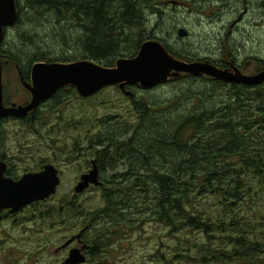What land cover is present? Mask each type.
Returning a JSON list of instances; mask_svg holds the SVG:
<instances>
[{"label": "trees", "instance_id": "trees-1", "mask_svg": "<svg viewBox=\"0 0 264 264\" xmlns=\"http://www.w3.org/2000/svg\"><path fill=\"white\" fill-rule=\"evenodd\" d=\"M17 5L16 25H25L26 13L27 23L36 24V29L47 27V36L66 53L80 51L84 58L108 66L120 56L135 57L158 32V21L153 23L150 16H163L161 0H17ZM34 31L19 29L20 44L9 42V48L4 40L3 63L18 64L30 73L36 62L56 61L51 51L36 43L39 34ZM33 47L34 51L28 50ZM174 55L192 61L190 56ZM24 62L28 64L22 66ZM263 69L264 65L259 70ZM182 76L192 83L204 78L213 87L180 91L174 105L163 99L137 98L134 93L127 96L136 112L134 121L108 115L96 130L85 132L81 142L77 138L78 146L89 143L86 151L91 150L97 160L104 204L88 212L76 195L61 201L53 212L67 221L85 217L82 227L89 228L83 238L92 245L87 252L92 262L111 257L116 241L147 222L161 225L181 240L170 258L157 251L169 264H246L256 257L247 248L264 240V83L247 86L207 75ZM70 90L78 95L74 87ZM6 98L9 105L11 99ZM74 124L79 126L71 123V127ZM122 165L125 171L105 177L107 170L115 172ZM206 198L219 207L217 216L197 207Z\"/></svg>", "mask_w": 264, "mask_h": 264}, {"label": "rangeland", "instance_id": "rangeland-1", "mask_svg": "<svg viewBox=\"0 0 264 264\" xmlns=\"http://www.w3.org/2000/svg\"><path fill=\"white\" fill-rule=\"evenodd\" d=\"M183 1L185 4H174L169 0H161L163 16H150L153 23L158 21L159 28L158 32L154 34V38L149 40H161L169 47L173 55L190 56L192 57L191 62L212 61V59L222 62L234 60L237 57L241 64L251 61L249 67L243 70L244 74L253 75L263 68L264 20H256L252 16L254 13L251 12L243 22L230 21L237 16V10L243 8L241 3L237 4L234 0H227V2L224 0ZM221 14H225L222 21L219 19ZM25 15L26 13L23 14L22 19L25 25H15L7 30L5 43H7L8 48L10 47L9 42L16 45L20 44L18 30L22 28L38 32L39 38L36 43L40 44L41 49L51 51L55 62H59L57 59L64 56L73 58L72 62L84 59V54L80 51L66 53L63 47L58 46L57 43L50 40L51 37L47 36L48 34L45 32L47 27L40 28L37 25L36 29V24L27 23ZM180 28H186L189 31L188 37L180 38L178 36ZM230 30L233 33H229ZM28 50L34 51L35 47ZM14 52L18 54L15 49ZM123 57H118L113 66H108L106 62L93 61L105 67H115L117 60ZM3 69L6 99L9 98L11 101H21L22 98L28 100L30 93L22 85L17 69L7 65V63H3ZM182 75L179 79L171 78L166 83L150 90L139 85L133 86L130 90L136 94L137 98L163 99L173 103L180 91L185 92L189 88L196 91L197 89L204 90L207 87H213L211 83L208 84L210 81L204 78L192 83L184 80ZM182 104L176 106L180 107ZM108 115H117L116 117L128 119L130 122L136 118L132 102L118 86L109 87L104 92H100L87 100L80 99L70 89H66L56 101H51L41 108L38 117L42 119L39 122L35 123L33 119L28 122L32 125L37 124L36 128L31 129L27 126L28 124L18 120L2 123L0 155L12 159L15 174L22 177L25 170L42 168V164L48 162L61 170L62 183L56 195L27 210V217L34 214L33 212H39L37 221H28L21 227L13 225L10 230L12 236L6 242L5 250L0 248V260L1 255L8 258L11 252H14L9 264H29L27 255L39 250L42 251L43 261L38 264H47L56 260L53 254L56 250L57 241H59L62 249L59 253L60 259L67 257L68 251L64 249L65 240L70 239L73 234L78 232L86 219L81 216L67 221L65 217H60V213L53 211L61 207V201L72 200L76 195L77 201L84 204L88 212H93L103 206L104 198L100 188L92 186L82 194L75 192V187L81 176L88 170L87 162L94 159L92 151H86L87 143L78 147L77 138L81 142L86 138L85 132L89 131L90 133L96 130L94 128L100 119ZM71 123L79 124V126L75 127L74 124L71 127ZM70 158H76V160H70ZM123 171L125 168L122 165L115 172L107 170L105 177L110 178L113 174ZM102 180L104 181V178ZM212 200L211 198L203 199L197 204V207L207 215L213 214L215 217L219 214L220 209L214 205ZM244 209L245 211L249 210L246 207ZM49 211L52 212L50 215L53 218L51 216H39L40 212L46 214ZM190 236L192 235L189 233L188 237ZM0 238L3 239L1 236ZM179 242L181 240L170 235L169 231L161 225H157L155 222H147L141 230L135 229L125 235L123 239L116 241L111 257L105 259L104 256H100L92 262L88 256L87 264H169L166 260L161 259V255L157 251L162 250L170 258ZM173 264L189 263L183 261ZM229 264H240V262Z\"/></svg>", "mask_w": 264, "mask_h": 264}, {"label": "water", "instance_id": "water-1", "mask_svg": "<svg viewBox=\"0 0 264 264\" xmlns=\"http://www.w3.org/2000/svg\"><path fill=\"white\" fill-rule=\"evenodd\" d=\"M19 10L17 0H0V46L3 43L6 30L17 23ZM189 31L186 28L178 30L180 38H186ZM3 55L0 53V118L13 116L25 118L37 110L41 104L54 96L61 88L76 87L78 93L85 98L92 97L107 87L119 86L127 96H134L128 87L136 85L146 90L153 89L166 83L171 78H178L183 73L195 77L207 75L220 81L257 86L264 83V69L247 75L236 66L223 69L212 61L188 62L178 59L167 47L156 39L144 42L135 57L120 58L115 67H105L93 60L84 59L75 62H36L32 66L31 83L24 85L32 94L30 102L24 105L13 103L6 106L4 101L3 83ZM6 164L0 162V212L11 209L12 212L21 211L38 201H44L56 195L62 183L59 168L46 164L39 172H28L15 180L5 176ZM100 168L97 160H92V168L84 173L75 187L77 194H82L90 187H100ZM86 226L80 233L71 237L64 244L67 247L80 240ZM90 245L74 247L68 258L62 264H84L88 260L85 250Z\"/></svg>", "mask_w": 264, "mask_h": 264}, {"label": "flooded vegetation", "instance_id": "flooded-vegetation-1", "mask_svg": "<svg viewBox=\"0 0 264 264\" xmlns=\"http://www.w3.org/2000/svg\"><path fill=\"white\" fill-rule=\"evenodd\" d=\"M169 1L171 3H174V4H176V3L185 4V2L183 0H169ZM224 1L227 2V0H224ZM234 2L237 3V4L241 3L243 5V8L238 9L237 10V14H236L237 16L233 20H230V21H233V22H236V23L243 22L244 20L247 19V15L250 14L251 12L254 13V15H252V16H254L256 20H259V21H263L264 20V0H234ZM223 16H225V14H221V16L219 18V19H221V21L224 19ZM231 26H233V25H231ZM7 30H6V32H7ZM229 33H233V31L230 30ZM229 56H231V54H229ZM84 59H86V58H84ZM212 62L215 65H217V66H219L220 68H223V69H229V68H232V66H236V68L240 69L242 72H244L243 70L248 68L249 65L251 64V61L245 62L244 64H241V63H239L237 57H235L234 60H229V61L224 60L222 62H218L217 60L212 59ZM15 68L17 69V72H18V75H19V78L21 80L22 85L30 93V98L28 100L22 98L21 101L20 100L19 101L12 100V101H10L9 105L4 100L6 102V104H5L6 106H11L14 102L17 103L18 105H24V104L30 102V100L32 99L31 92L24 85V82L31 83L32 67H31L30 73L28 71L27 72L23 71V69L18 64H15ZM71 87H74V86H66V87H63L61 89H71ZM74 88L76 89V87H74ZM76 92L78 94L77 96H79L80 99H82V100H87V99L92 98V97H88V98L82 97L78 93L77 89H76ZM55 95L52 96L50 99L44 101L37 110H35L34 112H32L30 115H28L25 118H17V117H13V116H7V117H4V118H0V122L4 123V122L9 121V120H18V121H21V122L25 121L26 123H28L32 119H33L34 122H39L40 119H42V118L38 117L39 112L41 111V108L43 106H45L46 104H49L51 101H56L57 98L55 97ZM84 143H87V142H83V143H81V145H83ZM87 144H88L87 147H89V143H87ZM0 162H4L6 164V171H5V176L6 177H11V178H13L15 180H18V179L21 178V176L19 177L17 174H15V170L12 167L13 166L12 159H9L8 157L0 156ZM46 164H49V163L46 162V163L42 164V168L40 167V168H38L36 170H28V171L25 170L24 174H26L28 172H31V171L39 172V171L44 169ZM91 168H92V161H91V164L88 167V170L86 172H88ZM60 176H61V170H60ZM47 200L35 202V203H33V204L29 205V206H26L25 208H23L21 211H18V212H12L11 209H4V210H2L0 212V236L3 238V239L0 238V248L2 250H5L4 248L6 247V242L9 241V239H11L12 235H11V231L10 230H11V228H13V225L17 226V227H21L28 221H37L39 212H37V211H36L37 213L33 212L34 214H32L30 217L26 216V212H27V210L29 208L35 207L36 205H39L42 202H45ZM42 215L44 216V214L40 212L39 216H42ZM262 226H264V223H262ZM84 228L85 227H81L78 230V232H76L75 234L72 235V237L74 235L80 233V231L83 230ZM84 233H83V236H84ZM83 236L81 237V241L77 239L71 245H69L67 247H64V249L66 251H68V255L64 259H60V257H59V253H60V251L62 249H61V247L59 245L60 244L59 241H57L56 250L54 251L56 254L55 253L53 254L56 257V260L53 261V262H49L47 264H62L68 258L70 250L72 248H74V247H82L83 244L90 245V248L85 250V253L88 256L87 252L90 251L92 245L89 244L87 241H85ZM67 240H69V239H67ZM67 240H65V241L67 242ZM247 250H248V252L251 255H255L256 257L255 258H251V260L246 262V264H264V240H262V242L259 243V244L258 243L255 244V246L252 247V248L248 247ZM253 251H255V252H253ZM41 252L42 251L35 250V251L31 252L30 254H28L27 257H28V261L30 262L29 264H38L40 261H43V255H42ZM13 255H14V252H11L10 257L8 256V258H6V257L1 255V260H0L1 264H9L11 262V258L13 257ZM258 255H259V257H261V256L262 257L258 258L257 257ZM87 262H88V260H87ZM87 262L84 263V264H87Z\"/></svg>", "mask_w": 264, "mask_h": 264}, {"label": "bare ground", "instance_id": "bare-ground-1", "mask_svg": "<svg viewBox=\"0 0 264 264\" xmlns=\"http://www.w3.org/2000/svg\"><path fill=\"white\" fill-rule=\"evenodd\" d=\"M164 44V43H163ZM82 60H84V59H82ZM68 63V62H67ZM244 73V72H243ZM119 87V86H118ZM131 87H128L127 89H130ZM125 95V94H124ZM127 96V95H126Z\"/></svg>", "mask_w": 264, "mask_h": 264}]
</instances>
